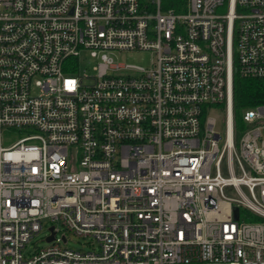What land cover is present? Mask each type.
Listing matches in <instances>:
<instances>
[{
	"label": "built area",
	"instance_id": "obj_1",
	"mask_svg": "<svg viewBox=\"0 0 264 264\" xmlns=\"http://www.w3.org/2000/svg\"><path fill=\"white\" fill-rule=\"evenodd\" d=\"M165 1L0 0V264H264V0Z\"/></svg>",
	"mask_w": 264,
	"mask_h": 264
},
{
	"label": "rangeland",
	"instance_id": "obj_2",
	"mask_svg": "<svg viewBox=\"0 0 264 264\" xmlns=\"http://www.w3.org/2000/svg\"><path fill=\"white\" fill-rule=\"evenodd\" d=\"M85 57V56H84ZM114 65H133L137 67L147 68L150 63V55L147 53H135V54H114L110 56ZM88 59V56H87ZM81 68L88 67L89 65L85 64V61L80 62ZM211 116L216 120V129L220 130V117L218 112L214 111L211 113ZM24 135L21 131L16 130H6L3 131V136L1 139V146L8 147L12 145L16 140L21 138ZM61 233L57 236L59 237ZM66 247L73 250L87 251L89 249V244L91 240L87 237H77L71 233L66 232ZM46 236V231L42 230L38 234L34 235L30 240L29 248H41L46 245L44 237Z\"/></svg>",
	"mask_w": 264,
	"mask_h": 264
},
{
	"label": "trees",
	"instance_id": "obj_3",
	"mask_svg": "<svg viewBox=\"0 0 264 264\" xmlns=\"http://www.w3.org/2000/svg\"><path fill=\"white\" fill-rule=\"evenodd\" d=\"M182 0H166L163 4L164 9L180 11ZM264 105V83L255 80L239 78L234 73L232 80V110L235 133L238 134L243 128L241 119L242 113L256 105ZM249 220L247 216L244 217Z\"/></svg>",
	"mask_w": 264,
	"mask_h": 264
},
{
	"label": "water",
	"instance_id": "obj_4",
	"mask_svg": "<svg viewBox=\"0 0 264 264\" xmlns=\"http://www.w3.org/2000/svg\"><path fill=\"white\" fill-rule=\"evenodd\" d=\"M232 212H233V218L236 219L237 218V210L234 208ZM51 239H52V236H50L46 241L48 242Z\"/></svg>",
	"mask_w": 264,
	"mask_h": 264
}]
</instances>
